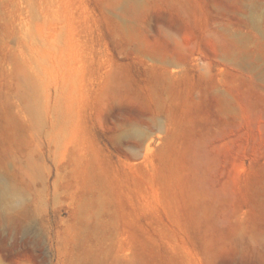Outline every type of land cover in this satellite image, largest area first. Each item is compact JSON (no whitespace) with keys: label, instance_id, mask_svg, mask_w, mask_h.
Masks as SVG:
<instances>
[{"label":"rangeland","instance_id":"1","mask_svg":"<svg viewBox=\"0 0 264 264\" xmlns=\"http://www.w3.org/2000/svg\"><path fill=\"white\" fill-rule=\"evenodd\" d=\"M0 264H264V0H0Z\"/></svg>","mask_w":264,"mask_h":264},{"label":"bare ground","instance_id":"2","mask_svg":"<svg viewBox=\"0 0 264 264\" xmlns=\"http://www.w3.org/2000/svg\"><path fill=\"white\" fill-rule=\"evenodd\" d=\"M3 189H4V190L2 191V194H5V195H6L5 192H6L7 188L4 187Z\"/></svg>","mask_w":264,"mask_h":264}]
</instances>
